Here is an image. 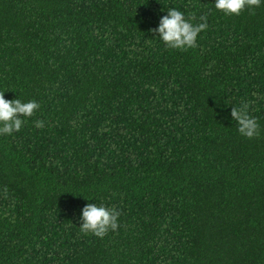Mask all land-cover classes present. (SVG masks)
<instances>
[{"label": "trees", "instance_id": "obj_1", "mask_svg": "<svg viewBox=\"0 0 264 264\" xmlns=\"http://www.w3.org/2000/svg\"><path fill=\"white\" fill-rule=\"evenodd\" d=\"M172 8L197 47L150 31ZM0 92L40 105L0 135V264H264V0H0Z\"/></svg>", "mask_w": 264, "mask_h": 264}, {"label": "clouds", "instance_id": "obj_2", "mask_svg": "<svg viewBox=\"0 0 264 264\" xmlns=\"http://www.w3.org/2000/svg\"><path fill=\"white\" fill-rule=\"evenodd\" d=\"M261 3L262 0H215V8L226 15H240L245 9L260 7ZM195 19L194 15L186 19L182 11L172 8L160 18L158 27L150 31L170 49L195 48L198 34L208 27L206 15H201L200 22L194 25L191 21ZM39 108L40 105L35 100H8L5 99L4 92H0V135L18 132L25 122L22 117L33 116ZM249 108L250 102H242L240 107H232L231 117L237 122L238 132L242 136L247 139L258 138L261 133L260 124L250 115ZM35 127L43 128L44 122L37 120ZM119 216L120 212L115 207L88 203L81 211L80 229L85 234L91 233L103 238L109 230L115 231L119 227Z\"/></svg>", "mask_w": 264, "mask_h": 264}]
</instances>
